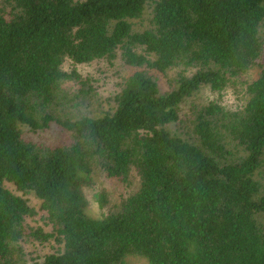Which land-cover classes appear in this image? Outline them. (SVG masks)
<instances>
[{"label": "trees", "instance_id": "obj_1", "mask_svg": "<svg viewBox=\"0 0 264 264\" xmlns=\"http://www.w3.org/2000/svg\"><path fill=\"white\" fill-rule=\"evenodd\" d=\"M129 255L264 264V0H0V264Z\"/></svg>", "mask_w": 264, "mask_h": 264}, {"label": "rangeland", "instance_id": "obj_2", "mask_svg": "<svg viewBox=\"0 0 264 264\" xmlns=\"http://www.w3.org/2000/svg\"><path fill=\"white\" fill-rule=\"evenodd\" d=\"M116 65L117 68L111 69L108 78L103 79L100 83L102 85V90H105L106 92H109L112 88H114L120 76L125 72V67L120 62H118ZM92 69H93L92 66L90 68H82V70L88 72H90ZM253 75H250V77H253ZM213 98H217V95L209 91L207 88H204L197 96V99L201 101H207ZM220 99L225 105L236 106V97L231 90L225 91L223 93L222 98ZM12 189L15 190L14 188ZM99 191L107 192L108 195H110L112 202L113 201L116 202V200H120V196L125 190L123 188H120L118 184L114 181L112 182V181H106L104 179H96V184L94 185V187L86 189V193L89 199L87 213L94 218H98L102 215V209L100 208V205L95 197V194ZM27 197L29 198L30 202L33 205L37 207L40 206V201L35 196L27 195ZM31 224L37 225L36 219L32 220ZM49 248L50 246H47L46 250H49ZM125 264H150V262L148 261L147 258L141 255H129L125 260Z\"/></svg>", "mask_w": 264, "mask_h": 264}]
</instances>
